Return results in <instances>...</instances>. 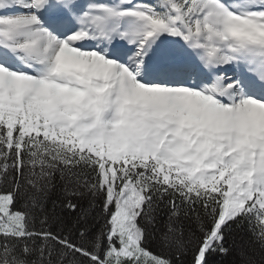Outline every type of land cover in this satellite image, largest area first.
<instances>
[{"label":"snow or ice","instance_id":"6c2138e0","mask_svg":"<svg viewBox=\"0 0 264 264\" xmlns=\"http://www.w3.org/2000/svg\"><path fill=\"white\" fill-rule=\"evenodd\" d=\"M0 264H264V0H0Z\"/></svg>","mask_w":264,"mask_h":264},{"label":"trees","instance_id":"16d2710c","mask_svg":"<svg viewBox=\"0 0 264 264\" xmlns=\"http://www.w3.org/2000/svg\"><path fill=\"white\" fill-rule=\"evenodd\" d=\"M153 251H155V252H158L159 251V248L158 247H156L155 245L153 246V249H152ZM221 258H217V260L219 261Z\"/></svg>","mask_w":264,"mask_h":264}]
</instances>
